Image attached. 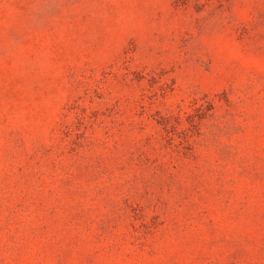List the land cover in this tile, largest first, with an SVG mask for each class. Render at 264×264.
<instances>
[{"label": "rangeland", "instance_id": "rangeland-1", "mask_svg": "<svg viewBox=\"0 0 264 264\" xmlns=\"http://www.w3.org/2000/svg\"><path fill=\"white\" fill-rule=\"evenodd\" d=\"M0 264H264V0H0Z\"/></svg>", "mask_w": 264, "mask_h": 264}]
</instances>
